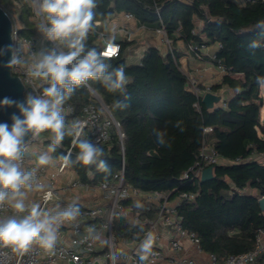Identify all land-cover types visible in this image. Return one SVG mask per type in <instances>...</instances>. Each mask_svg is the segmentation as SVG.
<instances>
[{
    "label": "trees",
    "instance_id": "trees-1",
    "mask_svg": "<svg viewBox=\"0 0 264 264\" xmlns=\"http://www.w3.org/2000/svg\"><path fill=\"white\" fill-rule=\"evenodd\" d=\"M21 8V34L32 36L37 32L33 8L27 1L22 2ZM97 11L103 14L97 17L100 22L120 12H130L147 27H164L172 52L164 53L157 46H150L140 62L128 63V47L134 41H119V56L106 59L113 67H125L129 106L116 109L113 102L124 100V95L110 93L96 81H89V86L119 122L124 133V153L119 135L114 133L110 142L100 145L109 173L95 165L73 164L69 168L82 182L96 185L119 171L124 161L126 181L132 186L143 191L171 190L174 195L183 191L196 194L193 200L183 202L179 211L185 227L196 232L207 252L223 260L230 254L253 249L257 230L264 228V210L260 205V198L264 197V97L256 83L257 76H264V49L253 54L247 45L254 39L264 40L262 30L256 27L258 22H264V1L100 0ZM197 19L202 21L201 26ZM102 30L98 26L89 35V47L102 49ZM178 41L203 59L206 57L200 52L202 45L219 44L210 61L218 65L220 60L226 72L222 82L210 90L228 87L233 91L225 106L210 110L202 96L189 88V78L180 67L184 50ZM89 86L78 87L68 101L74 104L76 113H81L92 98ZM177 123L180 127H176ZM206 127L212 130L205 132ZM154 129L166 132L170 147L157 144ZM42 135L47 137V133ZM71 140L66 137L52 153L55 159L69 150L75 159L78 148ZM205 144L214 146L228 163L214 164L212 179H183ZM250 188L258 194L245 192ZM114 231L118 236L130 235L132 228L117 218Z\"/></svg>",
    "mask_w": 264,
    "mask_h": 264
},
{
    "label": "clouds",
    "instance_id": "clouds-1",
    "mask_svg": "<svg viewBox=\"0 0 264 264\" xmlns=\"http://www.w3.org/2000/svg\"><path fill=\"white\" fill-rule=\"evenodd\" d=\"M35 3V14L40 18L37 25L42 37L51 42V47L33 51L29 42L26 45L5 46L0 55L8 52L11 56L5 67L19 69L29 82H39L37 94L29 92L23 101L5 97L0 106L18 109L11 116V125L0 123V206L7 205L12 215L0 218V246L11 247L14 251H27L33 244L52 250L58 240L60 227L65 222H76L82 216L77 202L66 207H48L29 201V193L44 191L46 185L38 182L37 168H27L26 159L35 157L38 165L54 164L55 153L66 137L78 148L75 159L71 151L61 154L58 159L65 167L73 164L95 165L98 170L109 173L104 150L84 134L87 121L67 122L66 103L76 89L89 86V81L99 82L108 92L124 95V100H115L113 107L123 110L129 105L126 92L128 78L123 65L113 67L107 61L110 49L115 50L114 37L104 41L105 50L88 46L90 33L95 32L98 20L97 9L100 0H29ZM256 27L264 37V22ZM113 31L115 28L113 27ZM255 54L264 49V40L254 39L247 45ZM256 83L264 89V76H257ZM90 91H95L89 86ZM176 127H180L179 123ZM183 131V128H180ZM157 144L169 146L166 132L153 130ZM42 133H47L49 141L46 151H30V144ZM137 208H142L140 203ZM94 228H89L91 236ZM99 239V237H96ZM155 234L148 232L139 246L141 264L153 255Z\"/></svg>",
    "mask_w": 264,
    "mask_h": 264
},
{
    "label": "built area",
    "instance_id": "built-area-1",
    "mask_svg": "<svg viewBox=\"0 0 264 264\" xmlns=\"http://www.w3.org/2000/svg\"><path fill=\"white\" fill-rule=\"evenodd\" d=\"M13 1L19 2V0ZM25 1L32 6L35 14V3ZM258 1L264 0H242L241 3ZM0 4L10 13L13 20V45H26L30 42L33 51H38L39 46L42 47L43 44L38 33L32 36L21 34L23 25L20 15L12 12L3 0H0ZM157 13L160 15L159 10ZM35 17L40 20L36 14ZM125 17L135 18L130 12H125ZM100 24L101 22L98 21L97 28ZM156 32L161 36V42L166 46L167 51L172 52L171 40L166 29L159 27L156 28ZM100 36H104L103 32H99ZM114 44L116 48L108 57H117L121 52V44L116 41ZM204 47L206 45H202L200 49ZM191 49L195 50L197 47L191 46ZM104 50L103 44L101 51ZM212 57L215 58V54ZM217 67L226 72L220 60ZM12 72L23 81L25 96L26 93L37 94L40 91L39 82H29L22 70L12 69ZM189 86L197 95L203 96L197 79H190ZM225 105L226 102H223L222 106ZM65 108L67 122L76 119L87 121L84 134L99 145L110 142L113 134L117 133L124 153V133L120 124L96 91H92V98L85 104L81 113H76V107L71 102H67ZM211 130V127L204 129L205 132ZM37 140H40V137ZM29 150L32 151L30 147ZM34 158L26 159L25 166L29 169L37 168L38 182L46 185L45 190L39 192L38 203L48 207L56 205L66 207L72 203L65 194L69 187L87 190L97 188L103 193L105 200L89 205L78 204L82 216L76 222H65L59 229V237L69 232L67 244L57 242L52 250L33 244L27 251H14L11 247L0 246V264H141L139 246L148 232L155 234L154 254L143 264H264V228L257 230L255 247L247 252L230 254L220 260L216 254L204 249L201 238L196 232L185 227L184 216L179 211L183 202L195 198V193L183 191L174 195L171 190L143 191L127 183L124 161L119 171L99 184H87L77 178L70 186L56 187L52 183L53 179L69 166L65 167L59 160L57 171L49 176L51 180L49 183L43 176L44 167L36 166ZM222 160L214 146L205 144L196 162L184 172L182 178L189 180L201 176L204 168L222 163ZM137 203L143 207L137 208ZM9 215H12V210L7 205L0 206V218ZM117 218H122L132 228L130 235L118 236L115 233L114 222ZM90 227L95 229L91 236L88 233ZM97 236L99 239L96 238Z\"/></svg>",
    "mask_w": 264,
    "mask_h": 264
},
{
    "label": "crops",
    "instance_id": "crops-1",
    "mask_svg": "<svg viewBox=\"0 0 264 264\" xmlns=\"http://www.w3.org/2000/svg\"><path fill=\"white\" fill-rule=\"evenodd\" d=\"M25 1V0H24ZM23 1V2H24ZM241 2L242 0H237ZM196 23L198 26H201L202 21L197 19ZM100 26L103 27L104 36H100L99 40L101 45L104 44V41L110 37H114V41L119 42L123 39L133 40L134 43L128 47L127 61L128 63H138L140 62L144 52L150 46H157L164 53L167 52L166 46L161 42V36L156 32L155 28L147 27L141 24L137 18L127 19L125 17V12H120L115 14L111 18L101 22ZM113 27L115 30L113 31ZM178 46L184 50V54L180 59V67L185 74H187L189 80L197 79L200 86V93L203 95L205 92H213L220 94L222 96L221 102L218 104L222 106L223 102H226L232 92L228 87H223L219 91H212L210 87L215 84H220L225 72L221 71L216 64L210 61V58L215 54L219 48V44L209 45L201 49V54L206 58H200L188 48L184 46L182 41H178ZM263 113V111H262ZM44 142L46 143L47 137H44ZM47 144V143H46ZM34 152H43V149L33 150ZM59 159L54 158V164L44 165V179L46 182H51L49 176L57 171V164ZM222 163H228L226 159L222 160ZM34 164L38 165L36 158H34ZM79 178L78 175L72 171L69 167L62 173H58L57 176L53 179L52 183L56 187L70 186V184ZM247 193L258 194V191L255 189H247ZM66 197L71 202L75 201L79 205H89L96 202H103L104 195L97 188H71L65 192ZM40 194L39 192L29 193L30 202H38ZM69 232H66L64 236L59 237L57 242L61 244H67L69 241Z\"/></svg>",
    "mask_w": 264,
    "mask_h": 264
},
{
    "label": "water",
    "instance_id": "water-1",
    "mask_svg": "<svg viewBox=\"0 0 264 264\" xmlns=\"http://www.w3.org/2000/svg\"><path fill=\"white\" fill-rule=\"evenodd\" d=\"M12 30V17L10 13L0 4V49H4L5 46L9 44L13 45ZM10 56V52L5 55H0V100L8 97L16 101H23L26 97L25 85L23 81L19 76L13 74L11 69L5 67V64L9 60ZM202 100L208 109L214 110L221 107L218 104L221 102L222 96L208 91L203 94ZM13 113L19 114L18 109L15 106H0V123H8L11 125V116ZM213 177V166H208L202 170L200 176L201 180H209ZM260 205L264 210V197L260 198Z\"/></svg>",
    "mask_w": 264,
    "mask_h": 264
},
{
    "label": "rangeland",
    "instance_id": "rangeland-1",
    "mask_svg": "<svg viewBox=\"0 0 264 264\" xmlns=\"http://www.w3.org/2000/svg\"><path fill=\"white\" fill-rule=\"evenodd\" d=\"M6 4H7V6L9 7V9L12 11V12H14V13H16V14H21V4H22V2H23V0H19V2L18 3H15L13 0H3ZM33 21L35 22V26L37 27V25H38V23H39V20L36 18V17H34L33 18ZM37 33H38V35L41 37V39H42V42H43V44H42V47H40L39 46V49H38V51L41 49V48H44V47H51L52 46V44L51 43H48V41H46L43 37H42V35L38 32V30H37ZM27 94L28 93H26V96H27ZM261 94L263 95V97H264V89H261ZM262 117H263V119H264V107H263V113H262ZM44 138L42 137V134L40 135V140H36V141H34V142H32L31 144H30V148H31V150L33 151V150H36V149H43L44 151H46L47 150V147H48V144H46L44 141ZM245 192H247V191H245Z\"/></svg>",
    "mask_w": 264,
    "mask_h": 264
},
{
    "label": "snow or ice",
    "instance_id": "snow-or-ice-1",
    "mask_svg": "<svg viewBox=\"0 0 264 264\" xmlns=\"http://www.w3.org/2000/svg\"><path fill=\"white\" fill-rule=\"evenodd\" d=\"M113 52H114V50L113 49H110L109 52H108V54H112Z\"/></svg>",
    "mask_w": 264,
    "mask_h": 264
}]
</instances>
